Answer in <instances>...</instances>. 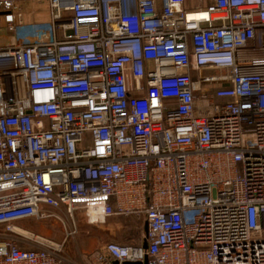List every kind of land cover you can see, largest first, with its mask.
Here are the masks:
<instances>
[{
    "label": "built area",
    "instance_id": "built-area-1",
    "mask_svg": "<svg viewBox=\"0 0 264 264\" xmlns=\"http://www.w3.org/2000/svg\"><path fill=\"white\" fill-rule=\"evenodd\" d=\"M202 1L0 0V264H65L16 227L63 214L143 222L100 264H264V0Z\"/></svg>",
    "mask_w": 264,
    "mask_h": 264
},
{
    "label": "rangeland",
    "instance_id": "rangeland-1",
    "mask_svg": "<svg viewBox=\"0 0 264 264\" xmlns=\"http://www.w3.org/2000/svg\"><path fill=\"white\" fill-rule=\"evenodd\" d=\"M209 3H211V0H203L201 5L202 7H205ZM22 8L25 12H27V14H30L25 17L24 24L26 26L30 27L32 25L39 23H45L46 25L51 24L49 22L47 7H45V5L34 3V4L22 5ZM36 15L39 16L36 17ZM12 39H13L12 35L4 27L3 28L0 27V45L11 44ZM51 220H52L51 225H48L46 227L49 233L51 234L46 233L44 235L37 232L33 233L31 231L29 232V229H27L26 227H22L19 225L16 227L21 231L32 234L35 240H37V238H40L44 240L43 242L50 241L51 243L57 245H63L64 243L63 255H68L70 259L75 260L80 264H87V263L92 264L91 262L93 261L91 262L89 261L90 258L88 255L92 256L93 255L92 253L96 252V250L98 249L94 250L91 253L90 252L82 253L80 251H85L82 249L89 248V244L98 242V239L100 238L101 235V233L97 229L99 224L98 225L89 224L90 222L89 218H87L86 215L84 214L77 216L74 221L69 220L65 215H62L61 220H56V219H51ZM122 225L125 228H130V230L133 231L131 232V236H133V238L137 239L139 242L143 241V239L146 237L145 236L146 232L142 221L128 220V222H124L122 223ZM73 233L74 235H71ZM119 233L121 234L122 230H120ZM7 236L9 235L4 232V229L0 228V246H3L5 242H7V240H5ZM93 236L96 237L94 239H91ZM85 260L87 263H85Z\"/></svg>",
    "mask_w": 264,
    "mask_h": 264
},
{
    "label": "crops",
    "instance_id": "crops-1",
    "mask_svg": "<svg viewBox=\"0 0 264 264\" xmlns=\"http://www.w3.org/2000/svg\"><path fill=\"white\" fill-rule=\"evenodd\" d=\"M64 215V214H63ZM53 218H48L45 220H37V219H27V220H23L17 223V226H22V227H26L27 229H29V232H37L40 234H51L49 233V231L47 230V226L51 225V222ZM128 220H132V219H126V218H102L100 220H97L98 222L96 223L97 225L99 224V226L97 227V229L99 230V232L101 233L100 238L98 239V242H94L93 244H89V248H83L82 250L85 251H80V252H93L94 250H96V252L92 253L93 255H88L89 261H93L91 262L92 264H100V259L96 257V254H101L102 257L107 258V251L105 249L106 245L109 243H132V244H141L144 243V239L143 241L139 242L137 239H134L133 236H131V232H133L132 230H130V228H125L122 223L124 222H128ZM145 228V226H144ZM120 230H122V233L120 234ZM146 232V229H145ZM53 233V232H52ZM55 234V233H54ZM97 235V234H96ZM32 236V235H31ZM53 236V234H52ZM5 237V236H4ZM34 237V236H33ZM70 237V236H68ZM96 237V236H95ZM94 236L91 239L95 238ZM11 237L7 236L5 238V240H9ZM25 244L22 243L23 247L25 248H39L41 247L39 242L33 241V240H23ZM57 245V244H56ZM61 246V251L59 253V256L64 260L65 264H80L78 262H76L75 260L70 259V257H68V255H63L64 250H63V245H59ZM90 250V251H88ZM85 258V257H83ZM109 259V258H108ZM85 263L86 260H85ZM88 264V263H87Z\"/></svg>",
    "mask_w": 264,
    "mask_h": 264
},
{
    "label": "bare ground",
    "instance_id": "bare-ground-1",
    "mask_svg": "<svg viewBox=\"0 0 264 264\" xmlns=\"http://www.w3.org/2000/svg\"><path fill=\"white\" fill-rule=\"evenodd\" d=\"M91 220H90V222H89V224H91V225H93V224H96L98 221H97V218H96V216L95 215H92L91 216ZM15 231H18V230H15ZM19 232V231H18ZM28 237H30V238H33V236H31V235H28ZM34 239V238H33ZM50 242V241H49Z\"/></svg>",
    "mask_w": 264,
    "mask_h": 264
},
{
    "label": "water",
    "instance_id": "water-1",
    "mask_svg": "<svg viewBox=\"0 0 264 264\" xmlns=\"http://www.w3.org/2000/svg\"><path fill=\"white\" fill-rule=\"evenodd\" d=\"M144 248L147 249V243L146 241L144 242ZM114 264H119L118 262H115ZM125 264H130V263H125ZM143 264H148V260H145Z\"/></svg>",
    "mask_w": 264,
    "mask_h": 264
}]
</instances>
